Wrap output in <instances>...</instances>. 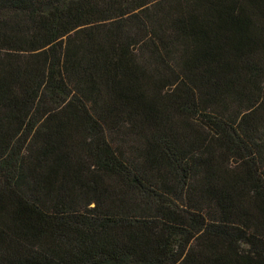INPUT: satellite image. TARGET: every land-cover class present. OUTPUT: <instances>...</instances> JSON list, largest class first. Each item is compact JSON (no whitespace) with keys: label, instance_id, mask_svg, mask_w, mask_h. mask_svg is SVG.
<instances>
[{"label":"trees","instance_id":"1","mask_svg":"<svg viewBox=\"0 0 264 264\" xmlns=\"http://www.w3.org/2000/svg\"><path fill=\"white\" fill-rule=\"evenodd\" d=\"M0 264H264V0H0Z\"/></svg>","mask_w":264,"mask_h":264}]
</instances>
